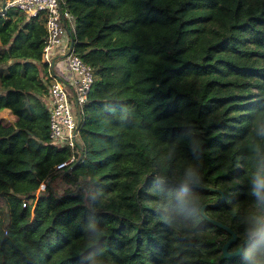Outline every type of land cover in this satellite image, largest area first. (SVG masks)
<instances>
[{
    "label": "trees",
    "instance_id": "obj_1",
    "mask_svg": "<svg viewBox=\"0 0 264 264\" xmlns=\"http://www.w3.org/2000/svg\"><path fill=\"white\" fill-rule=\"evenodd\" d=\"M63 1L94 72L74 150L49 137L43 13L0 10V264H242L178 198L194 166L189 191L236 232L229 251L243 242L264 153V0Z\"/></svg>",
    "mask_w": 264,
    "mask_h": 264
},
{
    "label": "built area",
    "instance_id": "obj_2",
    "mask_svg": "<svg viewBox=\"0 0 264 264\" xmlns=\"http://www.w3.org/2000/svg\"><path fill=\"white\" fill-rule=\"evenodd\" d=\"M16 8L27 16L43 13L46 36L42 48L48 79L45 103L49 110V137L60 145L75 149L77 122L94 80L92 66L77 54L72 46V14L63 0H0V10ZM76 153L56 164V168L71 163ZM46 187L42 179L34 191V200Z\"/></svg>",
    "mask_w": 264,
    "mask_h": 264
},
{
    "label": "clouds",
    "instance_id": "obj_3",
    "mask_svg": "<svg viewBox=\"0 0 264 264\" xmlns=\"http://www.w3.org/2000/svg\"><path fill=\"white\" fill-rule=\"evenodd\" d=\"M256 157L249 188V195L255 200L242 230V264H264V153H261L259 148L256 149ZM200 181L198 170L194 166H189L180 182L181 195L178 198V206L181 210H199L206 207L199 203L195 193L189 191L197 187Z\"/></svg>",
    "mask_w": 264,
    "mask_h": 264
},
{
    "label": "water",
    "instance_id": "obj_4",
    "mask_svg": "<svg viewBox=\"0 0 264 264\" xmlns=\"http://www.w3.org/2000/svg\"><path fill=\"white\" fill-rule=\"evenodd\" d=\"M203 205H205V204H203ZM200 213L208 221L214 223L215 225H218V226L224 228L226 231L229 232V234H230L229 238L222 245V254H223V256L231 257V256H234L237 253H239L240 250H241L242 243L235 250H231V251L228 250V246L231 243H233L236 240V238H237L236 232L230 226H228L227 224H225L222 221H220V220H218V219L206 214L205 211H204V208L200 209Z\"/></svg>",
    "mask_w": 264,
    "mask_h": 264
},
{
    "label": "rangeland",
    "instance_id": "obj_5",
    "mask_svg": "<svg viewBox=\"0 0 264 264\" xmlns=\"http://www.w3.org/2000/svg\"><path fill=\"white\" fill-rule=\"evenodd\" d=\"M0 116H6L8 118H11L12 117V114L10 113V111L8 109H2L0 111ZM57 144L60 145L61 143L58 142Z\"/></svg>",
    "mask_w": 264,
    "mask_h": 264
}]
</instances>
